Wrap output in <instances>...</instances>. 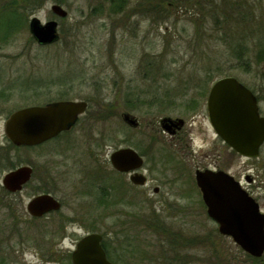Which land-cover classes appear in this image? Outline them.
<instances>
[{"label": "rangeland", "instance_id": "rangeland-1", "mask_svg": "<svg viewBox=\"0 0 264 264\" xmlns=\"http://www.w3.org/2000/svg\"><path fill=\"white\" fill-rule=\"evenodd\" d=\"M116 1L45 0L27 15L26 24L14 20L12 29L0 24V146L7 144L4 125L15 110L64 98L89 101L88 110L69 134L40 148L8 149L0 185L5 173L25 163L38 167L35 163L41 160L68 156L70 162L90 158L109 164L112 151L138 144L146 175L149 172L152 180L144 186L132 185L127 174L108 172L107 185L119 188L112 191L113 206L104 220L85 215L84 201L73 190L61 194L68 203L65 212L75 213L74 219L79 221L95 220L97 229L106 233L114 264H159L157 256L167 251L172 258L178 247L175 264L187 260L189 264H261L260 257L244 252L231 237L219 232L192 178L196 163L212 160L208 154L214 151L211 142L215 135L206 116V97L220 74L229 73L249 86L264 115V62L255 60L257 46H264V0H248L254 12L243 27L234 26L221 34L212 30V16L197 3L217 7L219 0H121L120 7ZM226 1L235 6L236 0ZM55 2L68 11L66 17L52 12ZM7 3L11 0H0V16L7 9L23 12L3 10ZM33 16L42 22L57 19L59 40L49 45L37 43L29 30ZM239 37L250 46V65L225 61L219 67L213 62L226 60L231 54L229 44L235 45ZM253 38L260 39L259 45ZM122 113L140 122L130 125ZM163 116L185 119L189 146H174V140L166 139L159 124ZM160 134L164 140L157 138ZM67 135L69 144L64 140ZM219 143V164L242 181L251 176L248 190L264 211V144L257 157L247 158ZM155 186L160 187L158 193ZM48 187L52 185L36 174L28 187L12 193V217L2 207L1 198L6 195L0 191V264H71L68 255L74 241L87 229L98 231L75 223L67 232L55 233L57 213L32 217L27 203ZM71 230L75 233H69ZM164 231L178 236L179 241L169 245L170 235ZM64 235V244L55 245Z\"/></svg>", "mask_w": 264, "mask_h": 264}, {"label": "water", "instance_id": "water-1", "mask_svg": "<svg viewBox=\"0 0 264 264\" xmlns=\"http://www.w3.org/2000/svg\"><path fill=\"white\" fill-rule=\"evenodd\" d=\"M52 11L66 17L68 11L60 4H53ZM58 21L46 23L33 16L29 29L34 39L42 45L59 40ZM87 108L85 101L60 100L44 106H29L11 114L5 123L7 137L17 146L37 145L76 122ZM208 112L216 132L238 153L245 157H257L264 143V116L260 115L258 99L254 92L235 76L219 78L208 96ZM123 119L137 125V119L127 113ZM180 124L183 119H178ZM164 122H173L164 118ZM112 164L121 171L139 167L142 157L132 148H122L111 155ZM29 166H19L7 172L2 179L4 188L16 192L31 177ZM136 183H144L143 175H132ZM196 181L207 206V212L219 225V231L232 236L246 252L260 257L264 253V213L257 200L241 183L224 171L197 170ZM59 207L49 194L39 195L28 204L33 215H42ZM99 234H89L78 244L72 264H113L100 245Z\"/></svg>", "mask_w": 264, "mask_h": 264}, {"label": "flooded vegetation", "instance_id": "flooded-vegetation-1", "mask_svg": "<svg viewBox=\"0 0 264 264\" xmlns=\"http://www.w3.org/2000/svg\"><path fill=\"white\" fill-rule=\"evenodd\" d=\"M149 4V2L147 3ZM152 6H149V8L151 9ZM149 9V10H150ZM51 20H55L53 19H49L47 21H51ZM57 20V19H56ZM45 21V22H47ZM59 23V22H58ZM58 29H60V23L58 24ZM210 90L208 91V95H209ZM64 100H74V101H85L87 103V108L86 111L89 108V101L86 99H65ZM206 108L208 111V107H207V97H206ZM86 111L84 113L79 114L76 122L72 125V127L68 130H64L61 131L57 136L50 138L38 145H30V146H21L20 148H25V149H31V148H40L43 147L44 144L49 143L51 141L57 140L59 138H61L62 136L69 134L70 132H72L75 127L77 126V124L80 121V118L86 113ZM261 112V110H260ZM124 113H122L123 116ZM261 115L262 112H261ZM208 117V121L209 124L213 130V133L215 135L214 140H212V150H214L211 154H208L210 158H212L211 161H199V163H196V168H195V172H194V176H193V180L195 181L196 185V171L197 170H212V171H224L230 175H232L233 177L236 178V176L232 173H230L227 169H225L224 166H222L221 164H219V156H220V152H219V142H221V144L225 145L226 149H229L230 151H232L233 153H235L236 151L227 143L225 142L215 131V129L213 128L212 124H211V120H210V116L207 112ZM171 118L173 120V122H164L163 125V119L164 118ZM181 117H171V116H163L162 118H160L159 120V124L162 127L160 129L161 133H163L164 135H166V139L171 142V140H174L175 143L173 144L174 146H176L177 144H179L180 146H189L187 144V135L185 133V119H183V123L180 124L179 120ZM138 120V119H137ZM140 122V121H138ZM158 136V139H162L164 140L162 137H164V135ZM156 134H153V140H156ZM70 135H67L65 137V142L66 144H69L68 141V137ZM170 138V139H169ZM190 142L192 143L193 138L190 137ZM191 146V144H190ZM68 148L71 146H67ZM122 148H132L135 151H137L143 158L144 155L140 153L139 151V147L138 144H133V146H121L118 149H122ZM192 149H193V145H192ZM117 150V149H116ZM115 151V150H114ZM113 152V151H112ZM111 152V154H112ZM110 154V157H111ZM145 159V158H144ZM68 156H65L64 160H58V161H47V160H41L39 161V163H35V164H40L38 167H34L32 164V162L29 163H25L22 166H29L32 169L31 172V177L30 179L25 182L20 190V192L22 190H24L26 187H28L31 183V181L33 180L34 176L37 174L39 179L42 182H46V183H50V185H52V187H48L46 189H42L39 190L37 194L33 195L29 202L39 196V195H43V194H49L51 195L58 203H59V207L55 208V209H51L50 211H47L46 213L42 214V215H33L30 213V215L32 217H37V219L43 218V217H47L48 215H51L52 213H57L56 218L57 219V223L55 225V233L61 232L63 231H68L70 229V226H73L75 223H81V227H86L85 225L89 226L88 228H96L95 226L96 221L95 220H86V219H81V221L74 219L75 218V213L73 212H65V209L68 205L66 199L61 195L63 194V191H68V190H73L71 191L72 194H74L75 196H77V199L80 201H84V207L87 209L86 212H84L85 215H87L89 213V216H93L95 217V219L97 220L98 217H100L99 221L104 220L103 218L106 217L107 214V210L109 209V207L113 206L112 200L114 199L112 191L117 190V185L116 184H111V181L108 182L111 185H107V177H108V172H110V174L113 175H117L119 174L121 176V174H127L129 180L131 181L132 185H139V186H144L148 181L152 180L151 179V175L148 172L146 175V166L144 167L145 164V160L143 162V164L140 167H137L131 171H127V172H122L117 170L113 165L112 162L110 161L109 158V164L106 162L107 160H101V159H93V160H82L83 162H77V161H67ZM75 164V165H74ZM80 164H86L85 166H81ZM108 166L110 168V170H108ZM133 174H142L145 176L144 179V183L142 184H137L136 182L132 181L131 179V175ZM118 176V175H117ZM245 180L242 181V179H237L241 185L249 192L248 188H250L249 186L252 185L253 179L251 178V176L246 175ZM118 182V181H117ZM123 182V181H121ZM77 184H81V188H77ZM93 184H95L93 186ZM114 185V186H112ZM77 188V189H75ZM119 188V187H118ZM199 188V187H198ZM154 192L158 193L160 191V187L159 186H155L154 187ZM93 191H96V193L94 194ZM201 192V190H200ZM250 193V192H249ZM251 194V193H250ZM252 195V194H251ZM202 196V193H201ZM253 196V195H252ZM90 199H92L94 202L91 203ZM256 199V198H255ZM257 200V199H256ZM27 203V207L28 204ZM257 202L259 203V201L257 200ZM260 205V203H259ZM261 207V206H260ZM92 208H97L96 210H92ZM99 208V210H98ZM262 210V209H261ZM263 211V210H262ZM55 224V223H54ZM85 224V225H84ZM98 231H92L87 229L86 231L83 232V234L79 235V237L74 241L70 251H69V259L70 262L72 264L73 262V253L75 252V250L77 249V246L79 244V242L87 235L89 234H99L101 236L100 239V245L102 246V248L104 249L107 257L110 259L109 257V251L110 248L108 246V242H107V238H106V233H104L102 230L97 229ZM69 233H75V230H71ZM66 235L64 236H60L59 241L57 243H55V245L59 246L60 244H64ZM178 237V236H177ZM177 237L175 236V240H177ZM179 239V238H178ZM111 253V252H110ZM261 262V264H264V253L263 255L258 258Z\"/></svg>", "mask_w": 264, "mask_h": 264}, {"label": "trees", "instance_id": "trees-1", "mask_svg": "<svg viewBox=\"0 0 264 264\" xmlns=\"http://www.w3.org/2000/svg\"><path fill=\"white\" fill-rule=\"evenodd\" d=\"M45 0H11V3H7L9 5H3L2 8L3 10L6 8H10L9 10H14L19 9L20 11H23L22 13L17 12L15 13H11L8 12V9L4 11V14H1L0 16V24L2 27H9L10 29H12V24L14 22V20H19L21 23L26 24L27 22V15H29L30 13H32V11L34 9L40 8L42 7L43 3ZM58 2H64L65 0H56ZM112 2H114V0H112ZM116 5L117 6H121L122 1H116ZM230 1H226V0H219L218 2H216L218 5L217 7L214 5H211L210 7H206L205 6V1L202 2H198V4H200L204 11V13L207 11L208 13H210L209 15L212 16L213 18V24H212V30L219 32L221 34V32H228L231 31V29L234 28V26H240V28L243 27L244 21L247 20L248 17L251 16V11H252V3H250L248 0H236L235 2V6L232 5H228ZM57 3V2H55ZM59 4V3H58ZM230 4V3H229ZM214 7V9H213ZM209 8L211 10H209ZM201 9V10H202ZM211 11V12H210ZM254 12V10L252 11ZM5 14H8V16L6 17ZM16 17V18H15ZM4 24V26H3ZM0 29H3L0 27ZM206 30V28H204V31ZM252 32H254L253 29H250ZM259 30L256 29L257 33ZM9 33V32H8ZM241 37H239V42L235 43V45L233 44V42H231L229 44V47L231 49V54H229L226 58V60L221 59V60H214L213 62H215L219 67L222 65L223 62L227 61V62H233L236 61L238 65H241L243 67H247L248 65H250L253 62V58L251 57L250 54V50L249 47L247 45L246 42L242 41L240 39ZM198 40H200V37H197ZM258 41H260L259 38H253V42L254 44L257 46L259 45ZM224 43L227 44V41L224 40ZM252 47V46H251ZM257 49L259 50L258 52H256V58L255 60H259L258 62L263 63L264 62V46H257ZM255 58V57H254ZM212 69H209L208 72H210ZM212 73V71L210 72ZM230 75L228 74H220V76H227ZM65 97V96H64ZM63 97V98H64ZM11 148H16L13 144H11L10 142L7 141V144L4 146H0V172L3 171L5 169V165L8 162V156L7 153L9 152V150ZM9 149V150H8ZM0 191L2 192V194H5V198L2 197L1 200L3 202L2 207L5 211H7L11 217L14 215V206L15 204L11 201V199H9L12 195V193L8 192L7 190H5L1 185H0ZM158 227L159 224H158ZM161 229H164V227H160ZM165 230V229H164ZM165 234H167L169 237L167 239V241L169 242V245H173L174 246V241H179V237H177V240H175L174 236H171V234L167 233V231H164ZM174 237V238H173ZM179 247L178 250L177 248L172 252L173 253V257L169 258L167 255V251H163L164 256H157V263L159 264H175L174 261L177 259L176 255L179 254ZM160 260V261H159ZM166 260V261H163ZM191 263V261L187 260L186 262H182L180 264H189Z\"/></svg>", "mask_w": 264, "mask_h": 264}]
</instances>
